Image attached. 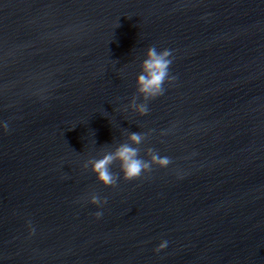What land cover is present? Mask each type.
<instances>
[{"label": "water", "instance_id": "water-1", "mask_svg": "<svg viewBox=\"0 0 264 264\" xmlns=\"http://www.w3.org/2000/svg\"><path fill=\"white\" fill-rule=\"evenodd\" d=\"M0 121V264H264V0H0ZM131 132L168 165L100 184Z\"/></svg>", "mask_w": 264, "mask_h": 264}, {"label": "clouds", "instance_id": "clouds-1", "mask_svg": "<svg viewBox=\"0 0 264 264\" xmlns=\"http://www.w3.org/2000/svg\"><path fill=\"white\" fill-rule=\"evenodd\" d=\"M172 63L171 50L168 48L160 49L153 46L146 48L144 59L140 62V72L136 76L137 92L145 99L154 98L160 95L163 91V85L166 81H173L175 77L170 74V64ZM136 110L140 114L148 111L145 104L136 106ZM8 125L6 121H0V129L7 130ZM142 139V134L131 132L127 136L126 143L117 145L112 151L105 152L99 158L86 162L90 165V171L95 175L96 180L104 185L111 186L115 184L116 177L110 171L109 166L113 161H117L119 165L120 179L132 180L141 176L146 170H150L152 166H167L169 158L160 155L152 148L147 150V159L141 158L138 155V149L135 145L139 144ZM88 203L95 205L97 211L93 213L95 218L101 215L100 207L105 203L99 197L93 195L89 197ZM31 234V229L29 230ZM167 244L166 240H161L154 251H160Z\"/></svg>", "mask_w": 264, "mask_h": 264}]
</instances>
